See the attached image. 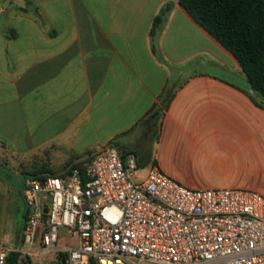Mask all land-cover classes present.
I'll return each instance as SVG.
<instances>
[{
	"label": "crops",
	"instance_id": "obj_1",
	"mask_svg": "<svg viewBox=\"0 0 264 264\" xmlns=\"http://www.w3.org/2000/svg\"><path fill=\"white\" fill-rule=\"evenodd\" d=\"M253 99L238 61L179 0H0V251L24 249L7 224L28 179L108 145L134 153L141 175L157 166L189 189L263 194ZM35 161L50 168H16Z\"/></svg>",
	"mask_w": 264,
	"mask_h": 264
},
{
	"label": "built area",
	"instance_id": "obj_2",
	"mask_svg": "<svg viewBox=\"0 0 264 264\" xmlns=\"http://www.w3.org/2000/svg\"><path fill=\"white\" fill-rule=\"evenodd\" d=\"M140 170L134 153L108 145L82 170L28 179L21 255L64 253L62 264H264L263 194L189 189L157 166ZM60 229L73 246L58 245Z\"/></svg>",
	"mask_w": 264,
	"mask_h": 264
},
{
	"label": "trees",
	"instance_id": "obj_3",
	"mask_svg": "<svg viewBox=\"0 0 264 264\" xmlns=\"http://www.w3.org/2000/svg\"><path fill=\"white\" fill-rule=\"evenodd\" d=\"M183 10L238 61L258 107H264V0H179ZM170 9L166 5L154 18L151 35ZM83 162L72 164L71 169H83ZM24 227V225H23ZM23 230V228H22ZM23 242V234H22ZM64 253H56L57 260ZM1 264H29L19 251H10ZM88 264H97L88 259Z\"/></svg>",
	"mask_w": 264,
	"mask_h": 264
},
{
	"label": "rangeland",
	"instance_id": "obj_4",
	"mask_svg": "<svg viewBox=\"0 0 264 264\" xmlns=\"http://www.w3.org/2000/svg\"><path fill=\"white\" fill-rule=\"evenodd\" d=\"M30 161H32V159H29ZM43 161V160H41ZM27 163V161H25ZM74 164V163H72ZM72 164H67V165H64V166H54V167H51L53 169H51V171H48V173H43L44 175H60L62 173H65V171L67 169H69V167L72 165ZM15 168V166H13ZM44 168L43 170H47L48 166H39V164L35 163L30 165L27 164V165H17L16 168L17 169H20V168H30V169H37V168ZM36 177V176H34ZM33 178V177H31ZM18 186H19V183H18ZM18 192V191H17ZM262 193L264 194V190L262 191ZM14 210L13 212H11L9 214V218H8V226H10V228H12L16 234V236H18V240H19V237H20V234L22 236V232H21V224H22V221H23V215H24V212H25V209L23 207V204H22V199H21V196L18 194L17 197H14ZM6 220V218H5ZM58 240L61 244H67L69 246H73L74 245V241L72 238H70L67 233H66V230L65 229H60L58 231ZM10 252V250L6 249V248H3L1 249L0 251V261H3L4 257ZM22 258L23 259H27L29 260V264H38V260L36 257H33V256H30V255H22ZM46 258V262L49 263V264H62L60 263V259L57 260L56 258V253L52 252V253H49L47 254V256L45 257ZM52 259V260H51ZM1 264V262H0ZM66 264V263H64ZM75 264H88V259L86 258H83L81 262L79 263H75Z\"/></svg>",
	"mask_w": 264,
	"mask_h": 264
},
{
	"label": "water",
	"instance_id": "obj_5",
	"mask_svg": "<svg viewBox=\"0 0 264 264\" xmlns=\"http://www.w3.org/2000/svg\"><path fill=\"white\" fill-rule=\"evenodd\" d=\"M2 263V261H0Z\"/></svg>",
	"mask_w": 264,
	"mask_h": 264
}]
</instances>
